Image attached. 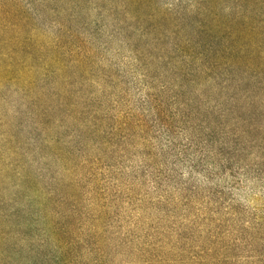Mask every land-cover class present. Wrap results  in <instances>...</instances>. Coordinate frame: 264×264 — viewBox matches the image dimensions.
I'll use <instances>...</instances> for the list:
<instances>
[{
	"label": "rangeland",
	"instance_id": "374dc122",
	"mask_svg": "<svg viewBox=\"0 0 264 264\" xmlns=\"http://www.w3.org/2000/svg\"><path fill=\"white\" fill-rule=\"evenodd\" d=\"M0 264H264V0H0Z\"/></svg>",
	"mask_w": 264,
	"mask_h": 264
}]
</instances>
